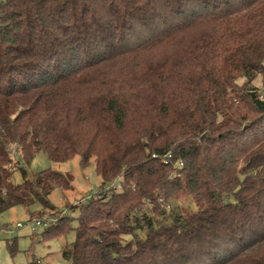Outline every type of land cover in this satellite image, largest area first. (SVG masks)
<instances>
[{
    "label": "trees",
    "instance_id": "1",
    "mask_svg": "<svg viewBox=\"0 0 264 264\" xmlns=\"http://www.w3.org/2000/svg\"><path fill=\"white\" fill-rule=\"evenodd\" d=\"M41 150L101 179L71 264H264V0H0V214L71 188Z\"/></svg>",
    "mask_w": 264,
    "mask_h": 264
},
{
    "label": "rangeland",
    "instance_id": "2",
    "mask_svg": "<svg viewBox=\"0 0 264 264\" xmlns=\"http://www.w3.org/2000/svg\"><path fill=\"white\" fill-rule=\"evenodd\" d=\"M23 167L29 178L45 169L60 171L70 181L71 188L53 189L49 201L54 209L43 208L39 202H35L30 207L13 206L0 214V264H71V261L64 257V250L66 247H71L75 239V230L71 229L66 235L45 239L43 232L48 225L43 223L37 225L36 219L43 216V218L52 216L51 219H55L67 213L73 218L71 226L76 227L79 211L72 209L71 205L101 187V179L96 173L94 160L92 159L86 166L82 164L79 156L64 162H56L41 150L29 164H23ZM11 180L14 183L22 182V170L17 169ZM184 207H195V205L190 199H171L166 207L167 214L181 211ZM42 210L43 216L37 214L36 217L34 213ZM167 247V244H162L158 249L165 252L168 250Z\"/></svg>",
    "mask_w": 264,
    "mask_h": 264
},
{
    "label": "built area",
    "instance_id": "3",
    "mask_svg": "<svg viewBox=\"0 0 264 264\" xmlns=\"http://www.w3.org/2000/svg\"><path fill=\"white\" fill-rule=\"evenodd\" d=\"M162 160H163V162H165V163L168 162V158H167L166 156H164ZM179 165L181 166L182 163L180 162ZM123 180H124L123 177H118L117 179H115V180L111 183L110 186H108V187L105 186L104 189H106V190H110V189L114 188V189H116V190H120L121 187H122ZM98 191H99V189H98V190H95L93 193H97ZM93 193H92V194H93ZM89 197H90V195H88L87 197H82V198H80L78 201H76V204H80L81 202L87 200ZM51 221H52V219H47V221H45V220L43 221V220H41V219H36V224H37V225H41V224L43 223L44 225H49V224L51 223ZM19 225H20V224H19Z\"/></svg>",
    "mask_w": 264,
    "mask_h": 264
}]
</instances>
